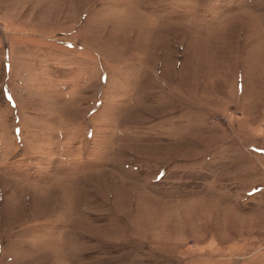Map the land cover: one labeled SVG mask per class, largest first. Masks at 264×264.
Here are the masks:
<instances>
[{
    "label": "rangeland",
    "instance_id": "374dc122",
    "mask_svg": "<svg viewBox=\"0 0 264 264\" xmlns=\"http://www.w3.org/2000/svg\"><path fill=\"white\" fill-rule=\"evenodd\" d=\"M0 264H264V0H0Z\"/></svg>",
    "mask_w": 264,
    "mask_h": 264
}]
</instances>
